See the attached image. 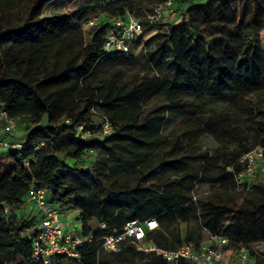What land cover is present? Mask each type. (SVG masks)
<instances>
[{
	"label": "trees",
	"instance_id": "16d2710c",
	"mask_svg": "<svg viewBox=\"0 0 264 264\" xmlns=\"http://www.w3.org/2000/svg\"><path fill=\"white\" fill-rule=\"evenodd\" d=\"M54 1L29 0L22 21L14 23L8 13L18 0H0V108L16 126L25 125L20 139L9 141L20 146L1 148L11 165L0 176V264H44L32 259L41 212L17 213L33 187L46 189L48 203L60 213L76 209L80 227L68 229L91 237L79 258L58 256L50 264H172L130 244L104 251L102 236L128 221L155 218L159 227L147 231V238L157 247L194 242L191 232L171 221L175 211L183 215L191 208L208 223L212 218L204 201L190 197L196 182H234L244 169L238 160L252 147L232 127L235 115L250 120L254 145L264 148V0L184 1L179 21L149 25L142 20L143 30L128 53L108 52L104 43L116 18L139 14L131 0L95 3L103 23L92 26L86 42L75 24L88 21L93 1L68 0L64 12L43 15ZM202 14L207 19L199 20ZM135 48L157 75L121 79L105 68L134 59ZM152 88L164 95L162 109L180 116L170 145L160 134L164 115L143 109ZM227 91L232 93L227 109L207 101V94ZM248 96L258 97L253 104ZM96 114L110 122V131L93 124ZM202 131L235 144L230 160L225 153H199L206 166L194 169L196 157L186 153L184 143ZM229 165L235 172L227 171ZM126 171L135 174L133 182L120 180ZM250 188L246 201L229 206L232 220L223 232L211 226L212 234L231 240L228 251L264 237V182L254 179ZM120 196L125 202L117 200ZM260 262L262 253L254 264ZM177 264L193 263L180 259Z\"/></svg>",
	"mask_w": 264,
	"mask_h": 264
},
{
	"label": "rangeland",
	"instance_id": "374dc122",
	"mask_svg": "<svg viewBox=\"0 0 264 264\" xmlns=\"http://www.w3.org/2000/svg\"><path fill=\"white\" fill-rule=\"evenodd\" d=\"M93 5L91 6V10L89 12V16H93L96 18L95 23L97 25H101L103 23L102 20V10L100 6L95 5L99 0H92ZM108 1V0H106ZM133 4V12L141 11L142 9H151L156 5H161L164 8V3L167 0H131ZM175 3L173 4L175 7L176 14L172 19H165L162 16L158 20V23L164 22H175L179 21L182 13H183V2L184 1H200V0H173ZM68 0H55L51 4L47 5L43 11V15H50L51 13H60L64 12L66 9ZM29 5V0H18L14 6H12L11 13H8V19L11 22H21L25 11ZM202 19H207V16L204 14L199 16ZM74 23V22H73ZM80 26L82 29L83 40L86 42L89 39L91 26L86 24L85 20L82 23L75 24ZM76 27V26H75ZM149 37V36H148ZM140 50V49H139ZM135 48L136 56L132 60L123 61L120 60L114 64H105L106 69H110V71H117L118 76L121 79H136L140 80L143 76L150 77L152 75H157V70L151 66L149 62L146 61L145 57L141 54V50L139 51ZM139 51V52H138ZM232 97V93L227 91L222 94H207L206 98L209 103H212L215 106H222L227 109V103ZM252 100L251 102L254 104L257 97L248 96ZM164 95L156 89L152 88L143 101V109L144 111L158 113L160 115H164L163 124L160 129V134L166 138L167 143L172 144L175 136L177 134V124L180 120V116L170 110H167L164 107ZM232 110V109H231ZM163 113V114H162ZM234 115V114H232ZM103 122V118L96 114L93 117V124L95 126L100 125ZM232 127L238 129V134L242 136L245 143L251 145L252 149L257 147L255 143V136L252 131V125L250 120H245L244 116H236L233 118ZM24 123L21 122L15 128V130L7 134L9 138L14 141H18L22 134L24 133ZM171 141V143H170ZM185 144L186 153H190L195 155V159L191 160V164L194 166V169L200 171L201 168L205 167L206 164H202L201 159L198 157L199 153H208V155H214L217 152L225 153V158L230 160L229 152L230 150L235 148V144L223 139L218 138L215 135L211 134L207 131L199 132L196 137H194L191 141ZM253 144V145H252ZM261 147V146H259ZM0 147V176L3 172H5L9 166L11 165L7 152ZM262 148V147H261ZM264 149V148H262ZM95 155V154H94ZM93 155V156H94ZM205 165V166H203ZM227 171L235 172L233 167L229 165L227 167ZM121 181L128 180L129 182H133L135 179V174L131 171L123 172L119 175ZM259 180L264 182V173H259L258 170L253 174L246 173L244 170L235 173L233 177V181L225 180L224 182H213V181H201L198 180L194 186V188L190 192L191 200L202 199L204 201V209H208V217H211L208 223H205L203 217H194V213L191 208H188L183 212V215L180 214L179 211H175L172 226L177 227L178 229L187 230L192 233V240L197 244L206 243L210 237L212 231V224L215 225V229L217 231L223 232V229L227 224H229L232 220V212L229 210V206L234 202H242L246 201L248 197L252 195L250 182L253 180ZM118 201L125 202V197L120 196L117 198ZM35 207L34 204H25L22 206L17 213L24 214L28 211V208ZM36 211V209L34 208ZM35 211L31 212L34 213ZM76 209L65 210L60 213V220L66 225L67 228L71 226L80 227V222L76 219L77 217ZM207 218V217H206ZM91 229L94 231L97 229L98 222L97 219H93L90 222ZM244 246L250 254L256 255V251L258 253L264 254V237H257L252 240H248L246 242H238L234 244V247ZM257 256V255H256ZM260 264H264L260 262Z\"/></svg>",
	"mask_w": 264,
	"mask_h": 264
},
{
	"label": "built area",
	"instance_id": "2783aa9c",
	"mask_svg": "<svg viewBox=\"0 0 264 264\" xmlns=\"http://www.w3.org/2000/svg\"><path fill=\"white\" fill-rule=\"evenodd\" d=\"M172 0L151 9H142L139 14L128 12L124 17H118L113 21V27L107 32L104 48L108 52L121 51L128 53L133 48V42L143 30L142 20L149 25H155L162 16L172 19L176 14ZM96 18L91 16L86 24L93 26ZM137 49V48H136ZM135 50V49H134ZM139 50V49H137ZM104 131L111 130V124L103 120ZM15 120L8 117L6 111L0 108V128L2 132L14 131ZM79 126L78 129H81ZM16 147L18 143H10L7 139L0 138V147ZM38 145L34 147L37 149ZM244 166V171L253 174L258 170L264 173V149L255 147L250 149L238 160ZM27 202L34 204L42 214L39 226L32 240V259L34 262L44 264L52 263L58 256H66L73 260L79 258V249L91 241V237L84 238L78 233L67 229L60 220V211L54 204L48 203L47 191L42 187L30 189ZM105 228V223H100ZM159 224L155 218L145 220H132L126 222L120 230L113 229L104 234L101 241V249L104 251H120L125 245H133L139 251H155L167 262L177 264L180 259L188 260L193 264H254L256 255L250 254L246 247L228 251L231 240L224 235L210 234L206 243L198 246L194 242H185L173 249L157 247L147 238V231L155 230ZM228 254L225 255V252Z\"/></svg>",
	"mask_w": 264,
	"mask_h": 264
},
{
	"label": "crops",
	"instance_id": "0c3cea01",
	"mask_svg": "<svg viewBox=\"0 0 264 264\" xmlns=\"http://www.w3.org/2000/svg\"><path fill=\"white\" fill-rule=\"evenodd\" d=\"M3 137H4V139H7L8 141L12 140L11 138H9V137L7 136V134L3 133V132L0 130V138H3ZM28 204H29V203H28ZM34 206H35V205H34ZM34 208L37 210L36 206L33 207V208H31V209H30V207H29V208H28V211L25 212L24 215H28V214H30L31 212L35 211ZM39 224H40V222L36 225L35 230L37 229V227L39 226ZM65 226H66V225H65ZM66 228H67V227H66ZM67 229H68V228H67Z\"/></svg>",
	"mask_w": 264,
	"mask_h": 264
}]
</instances>
